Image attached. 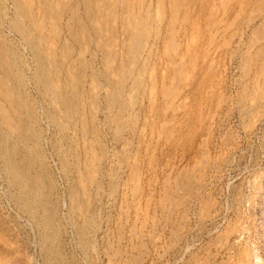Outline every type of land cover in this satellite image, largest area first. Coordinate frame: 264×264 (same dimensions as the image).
I'll list each match as a JSON object with an SVG mask.
<instances>
[{
  "label": "rangeland",
  "instance_id": "rangeland-1",
  "mask_svg": "<svg viewBox=\"0 0 264 264\" xmlns=\"http://www.w3.org/2000/svg\"><path fill=\"white\" fill-rule=\"evenodd\" d=\"M111 1L132 3L127 20L133 11L150 20L136 64L144 75L137 74L141 83L133 89L135 79L126 80L118 132L105 79H93V70L104 69L102 55L88 47L83 57L93 64L80 75L89 129L79 125L68 171L69 142L33 80V54L9 24L3 29L27 56V91L42 119L37 127L51 176L46 194L57 220L45 234L46 213L20 205L0 158V264H264V0ZM81 2L72 0L73 9ZM67 11L59 22L63 42L51 47L77 68L78 44L69 58L61 55L64 38L73 42ZM114 25L113 67L127 41L121 22ZM94 154L97 170H89ZM88 217L94 222L83 240L79 227Z\"/></svg>",
  "mask_w": 264,
  "mask_h": 264
},
{
  "label": "bare ground",
  "instance_id": "bare-ground-1",
  "mask_svg": "<svg viewBox=\"0 0 264 264\" xmlns=\"http://www.w3.org/2000/svg\"><path fill=\"white\" fill-rule=\"evenodd\" d=\"M71 1L72 0H37L36 3L34 0H0V119L2 120L1 124L3 123L6 128L4 132H0V158L3 160V165H0L4 167L2 168L4 170L3 172L10 176V186L18 188V192H15V194L17 193V197H15L18 202H20V205L24 207L26 211L41 206L46 213L45 219L41 223L43 224L42 228L45 234L54 227L57 209L55 207L56 205L54 203L53 205L51 201L48 200L46 194V187H49L51 176L47 167L48 158L46 159V154L42 150L44 147L41 148L42 142L40 143V140L43 139H41L42 131L38 127L42 126L40 125L42 124L40 122L42 119L38 118L40 117L37 116L38 113L36 114L38 109H36V105L33 104L34 99L33 101L31 99L33 97L30 96L32 93L29 94L27 91V84L30 81L27 80L28 75H26L24 68L26 67L25 59L27 56L25 55L26 57H24L23 53H21L14 38L12 40L9 38L10 36L8 37V35L5 34L6 32L4 33V27L9 24L12 28L11 32H18L21 36V41H23L24 45H26L33 54V58L36 62V68L34 67L35 72H31L34 73V76H32L33 80L38 86L37 89L39 88V91L44 95L45 100L50 106H48L50 109V115L48 114L50 121L69 142V144L67 142V154L63 160V167L67 171L71 164H73L76 156V154L75 156L72 155L70 151H72V144L75 142V135L78 134L79 125L81 124L83 130L86 132L89 129L87 128L88 126H86L87 113L85 98L87 95H85L86 97L84 98L81 90L82 83L80 75L85 68L91 67L93 64V61H88L86 57H83L88 47L94 44L98 50L97 52L102 55L104 69L99 71L93 70V79L96 81L98 75L104 77L106 82L105 86L109 88L106 104L111 113L109 120L116 123V130L120 132L123 128L121 119L126 108L124 102L125 83L127 79L134 78V82L131 81L134 83L133 86L131 85V88L133 89L140 85L141 78L139 75L144 73V68H142V66L137 68L136 64L139 54L142 53L145 48L144 42L150 38L151 34L148 29L150 21L148 17L138 15L136 11H133L131 14L133 17L128 20L124 16L127 10L132 9V3L130 2L127 3L126 6H120L111 0H80L82 2L73 9ZM81 5L83 12L80 10ZM11 8L13 12H10ZM70 9L72 15H69L70 19H67L68 23L65 22V24L68 25V29H66L69 31L68 34L73 42L69 43L67 42L69 40L67 39V41H65L64 38V43H62L61 46V55L65 58H69L75 51V44H78L79 55L82 57L80 65L77 68L73 64H69V59L67 62L62 59L58 51L59 49L56 50L51 47L55 42H57V44L63 42L60 41L61 39L59 38L61 31L60 23L65 12ZM8 18L9 20H7ZM116 22H121L123 28H125L127 41L126 43L124 42V47H126L125 57L113 67L111 63H113L112 61L115 59L116 55L114 56L115 53L109 48V45L112 39L116 38L118 34V26L114 25ZM63 74H68V76L66 75V80L65 78L63 80ZM137 74L139 75L137 76ZM112 75H115L117 78L112 77ZM89 96L90 98L88 97V99L97 107V96H95L93 92ZM114 107L116 108L115 111ZM45 110H47V108ZM41 115L43 116V114ZM37 124L40 126L38 125L37 127ZM10 130H14L13 133L15 135H13ZM90 158V162L86 164L87 167L89 170H97V165L94 163L96 155L94 154V156ZM71 159L72 161H70ZM78 164L76 166L79 167ZM13 190H15V188ZM12 193L14 194V192ZM12 193L11 195H13ZM71 193V196H73L75 200V197L79 194L78 190L74 189ZM80 205L77 204L78 207H80ZM93 222L92 218L88 217L84 224H80L79 237H83V240L86 238L85 235L87 234L88 226L92 225ZM49 235L51 236L50 233ZM49 235L47 236L49 237ZM52 235L54 236L53 233ZM50 238L54 239L52 237Z\"/></svg>",
  "mask_w": 264,
  "mask_h": 264
}]
</instances>
